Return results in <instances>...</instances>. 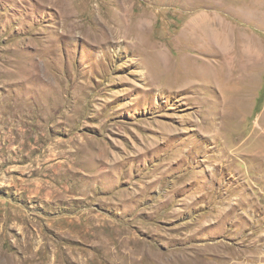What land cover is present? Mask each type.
<instances>
[{"label":"rangeland","instance_id":"obj_1","mask_svg":"<svg viewBox=\"0 0 264 264\" xmlns=\"http://www.w3.org/2000/svg\"><path fill=\"white\" fill-rule=\"evenodd\" d=\"M0 264H264V0H0Z\"/></svg>","mask_w":264,"mask_h":264},{"label":"bare ground","instance_id":"obj_2","mask_svg":"<svg viewBox=\"0 0 264 264\" xmlns=\"http://www.w3.org/2000/svg\"><path fill=\"white\" fill-rule=\"evenodd\" d=\"M139 28H147L144 24H142L140 22V26ZM187 33L190 34L191 36H193L195 38V40L197 42H204L206 44H208L209 46H211L212 48H214L217 52V56H219L218 58H216L213 61L207 60V63L210 64L211 62L217 64V63H221V68H224L225 70V75L228 78H232V80L234 79V74H232L233 71L238 70V74L234 81H238L240 80L242 77V75L246 76V74L248 72H252L254 71V69H256V63H257V58H258V48L256 45V39L255 37L253 38L252 35H250L249 37L246 38V45L247 49L245 50V52H242V49L238 48V43L236 41V38L238 37V34H235L233 36L234 33H236L235 31L231 34L232 38H233V42H232V49L235 53L234 56V64L232 66L234 67H228L230 66V63L227 64V62L223 59L222 56H220V51L218 50L217 47V43L216 41L210 36V32L213 31V28H206L204 27L202 24H198L195 27H191V28H185ZM148 32V30H147ZM202 50H200L201 52ZM191 59L193 60V58L191 57ZM190 60V62L193 65L194 60L192 61ZM172 63V62H171ZM211 63V64H213ZM214 64V65H215ZM195 67V66H194ZM247 67V68H246ZM193 74L196 75L197 77L212 82L213 78H212V73L211 71H199L198 69H194L192 70ZM252 74V73H251ZM249 76V75H248ZM185 84L187 83H191V80H184ZM202 256V255H201ZM201 259V258H200Z\"/></svg>","mask_w":264,"mask_h":264}]
</instances>
